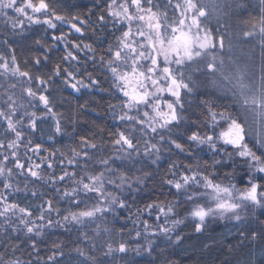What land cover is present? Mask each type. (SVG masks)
Segmentation results:
<instances>
[{"label": "snow or ice", "instance_id": "obj_1", "mask_svg": "<svg viewBox=\"0 0 264 264\" xmlns=\"http://www.w3.org/2000/svg\"><path fill=\"white\" fill-rule=\"evenodd\" d=\"M258 3L259 15L245 22L242 37L260 48L259 71L254 60L244 66L231 55L226 60L232 43L226 47L224 35L208 24L213 16L219 22L247 12V0H104L91 29L110 24L112 40L100 52L91 44L73 42L72 47L86 49L93 61L98 56L110 74L111 88L120 95L108 108L121 127L108 141L80 135L77 146L67 152H48L39 143L33 145L29 135L48 117L53 121L49 140L66 134L48 85L63 75L79 92L99 81L89 73L86 84L60 64L50 75L33 76L21 70L15 55L10 61L0 55V77L5 80L0 83V264H63L65 259L105 264L104 258L129 250L153 257L148 264H177L166 253L182 243L176 229L186 220L202 233L211 220L226 219L237 227L241 242L264 240V0ZM93 15L91 10L85 13ZM0 18L13 30L23 28L25 20L52 29L60 21L81 36L90 24L79 14H59L48 0H0ZM77 59L72 51L62 57ZM34 63L39 66L41 60ZM18 86L19 95L14 91ZM209 87L214 91H201ZM193 97L200 110L192 122L197 130L187 135L190 143L185 147L179 136L173 138L174 130L187 122ZM191 145L200 151L206 146L211 161L169 163L159 183L173 199L144 200V189L155 178L154 171L144 169L158 168L163 154L173 149L193 159ZM42 151L47 156L34 161L33 155ZM17 193L39 202L22 206L10 199L9 194ZM181 209L186 215L181 216ZM56 229L67 234L68 243L52 241L47 247ZM126 233L137 241L134 248L124 239ZM117 237L120 242L114 246Z\"/></svg>", "mask_w": 264, "mask_h": 264}, {"label": "trees", "instance_id": "obj_2", "mask_svg": "<svg viewBox=\"0 0 264 264\" xmlns=\"http://www.w3.org/2000/svg\"><path fill=\"white\" fill-rule=\"evenodd\" d=\"M48 2L54 5L57 12L61 15L79 14L82 18L89 19L90 24L85 27L84 34L81 36L70 28L68 24L60 21H54L57 27L52 29L48 28L47 25L34 24L25 20L23 28L13 30L10 23L6 26L3 18H0V55H3L9 61L11 56L15 55L21 70L29 71L33 76L50 75L55 66L60 64L61 69L67 68L69 71H73L76 77L82 79L84 83H90L88 79V74L90 73L93 78L99 81V84L88 88L81 87L80 91L77 92L64 82L65 78L63 75L53 77L48 89L53 101L54 111L63 114L64 118L61 124L66 134L49 140L48 135L51 133L53 121L51 117H48L47 123H40L36 132L29 133L33 145L39 143L42 145V149H47L48 152L57 149L67 152L69 147L77 146L80 135L94 136L97 142L108 141L113 138L111 134L121 127L120 122L114 118L109 110L108 104H116L120 94L111 88V76L100 65L98 56L93 61L89 58L93 55L92 53H89L86 49L77 52L72 47L73 42L91 44L100 52L112 40L110 33L114 32V30L110 24L107 28L96 24L95 31L91 29L92 24H95L96 16L103 11L104 0H48ZM247 3L251 6L247 12L221 17L219 22L213 16L209 19L208 24L213 29H219L220 35H224L226 47L231 41L232 52L226 54V60L227 56L231 55L241 66L254 60L256 70L259 71L260 48L254 47L255 41H246L242 37V32L247 30L245 22L259 15V3L258 0H247ZM89 10L94 12L95 15L85 17V13ZM10 15H14V13L10 12ZM62 34L65 36L64 40H55L53 38ZM115 34L119 35L118 32ZM37 40L41 43L37 44ZM68 51H72L78 59L62 60V57ZM45 57H47V60L44 59ZM37 58L41 60V65L39 66L34 63ZM20 79L22 81L25 80V78ZM4 82V78L0 77V83ZM31 86L35 88V82ZM3 90V88H0V91ZM201 91L214 90L209 87L207 89L202 88ZM197 102L196 98L193 97V107L187 113V122L174 130L173 138L179 136L180 140L178 142L184 143L185 147H188L190 143L187 141V135H190L191 131L197 130L196 125L192 123L196 120V114L200 111L195 107ZM224 103L228 104L229 101L225 100ZM81 105H84V107L81 108ZM38 108L42 110L43 106L38 105ZM0 139H4V122L2 120H0ZM191 147L194 153V157L191 160L185 159L186 154H181L178 150L173 149L172 153L165 152L163 154L158 168L154 166L152 169H144L145 171H154L155 176L153 180L147 183V187L144 189V200H147L150 196L153 199H173L172 196L168 195V189L166 187L161 189L159 183L160 177L164 176L169 163L175 161L183 164L190 163L195 166L197 162L202 164L204 160L211 161L212 153L208 151L206 146L203 147V151H200L195 145H191ZM22 153L23 149H21ZM47 154L44 151L39 156L29 153V155H33V160L36 162H39L41 157L47 156ZM55 159H59L58 154ZM136 167L139 168L140 166L137 165ZM237 186H241L238 181ZM37 187L39 188V185ZM153 189H155L154 194ZM39 190L43 191V189ZM161 192H163L162 196L160 195ZM9 196L10 199L16 200L22 206L25 203L35 204L39 202L30 195L25 197L24 193L9 194ZM140 203L141 201L138 200L137 204ZM185 207L188 206L186 205ZM180 214L181 216L186 215L183 209L180 210ZM128 227L132 228L131 223H129ZM176 231L183 237V241L179 245L169 247L166 255L170 254L171 259L176 261L177 264H252L253 261L255 264H264V240L257 239L252 241L251 239H244L241 242V237H239L237 227L234 226L233 222L209 223L204 232L196 233L193 228V222L186 220L185 224L177 226ZM68 239L67 234L61 230H52V234L47 240V247L51 246L52 241L68 243ZM72 239H75V237H72ZM124 239L130 245V249L137 244V241L129 238L127 233ZM97 242L103 244L104 240L103 238H98ZM118 242H120L119 237L114 241V246ZM205 245H208V247H205ZM41 247L47 251L44 244ZM95 254L98 257L100 256L99 251ZM104 259L105 264H148L153 257L144 253L137 255L135 251L129 250L127 253H114ZM63 264H75V261L65 259Z\"/></svg>", "mask_w": 264, "mask_h": 264}, {"label": "rangeland", "instance_id": "obj_3", "mask_svg": "<svg viewBox=\"0 0 264 264\" xmlns=\"http://www.w3.org/2000/svg\"><path fill=\"white\" fill-rule=\"evenodd\" d=\"M11 82H15V78H10ZM18 95L20 94V87L18 86L17 89L14 90ZM4 98V90L3 91H0V100H2ZM227 222L228 220H220V219H215V220H211L209 223L213 224V223H216V222Z\"/></svg>", "mask_w": 264, "mask_h": 264}]
</instances>
